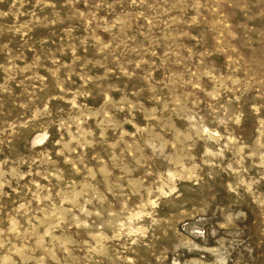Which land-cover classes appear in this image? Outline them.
Returning a JSON list of instances; mask_svg holds the SVG:
<instances>
[{"label": "rangeland", "instance_id": "1", "mask_svg": "<svg viewBox=\"0 0 264 264\" xmlns=\"http://www.w3.org/2000/svg\"><path fill=\"white\" fill-rule=\"evenodd\" d=\"M0 264H264V0H0Z\"/></svg>", "mask_w": 264, "mask_h": 264}]
</instances>
